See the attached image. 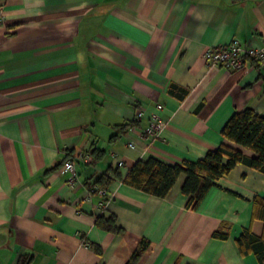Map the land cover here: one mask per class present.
<instances>
[{"label": "crops", "instance_id": "0c3cea01", "mask_svg": "<svg viewBox=\"0 0 264 264\" xmlns=\"http://www.w3.org/2000/svg\"><path fill=\"white\" fill-rule=\"evenodd\" d=\"M0 5V264L22 255L30 264H125L141 240L149 245L136 264H258L235 240L244 229L262 235L252 210L264 173L236 165L196 210L185 207L183 174L164 198L114 180L101 188L108 199L91 183L149 157L195 162L222 143L256 156L220 132L234 112L264 116V67L211 66L203 52L234 38L264 49V0ZM153 113L163 127L147 139ZM76 152L90 159L75 163L72 188L60 167ZM110 216L121 233L97 224Z\"/></svg>", "mask_w": 264, "mask_h": 264}, {"label": "trees", "instance_id": "16d2710c", "mask_svg": "<svg viewBox=\"0 0 264 264\" xmlns=\"http://www.w3.org/2000/svg\"><path fill=\"white\" fill-rule=\"evenodd\" d=\"M173 87V86H172ZM180 97L186 95V90L180 89ZM125 128V127H124ZM224 139L245 147L256 153L255 157L244 155L241 151L226 144H220L195 162L183 161L181 164L169 165L155 158L137 160L128 173L122 177L118 170L107 169L104 174L95 178L91 184L104 188L112 181L142 190L143 192L164 198L172 189L181 174L185 180L181 192L187 197L185 207L196 210L207 192L217 186L216 181L229 174L236 165H245L260 173H264V116L257 114L251 108L234 112L221 129ZM252 219H259L263 223L262 235L256 236L249 229H244L235 240L237 250L241 255L252 253L258 264H264V199L255 197L253 200ZM97 224L104 230L112 233H121L115 225V218L98 219ZM215 237L226 238V235L214 232ZM149 243L141 240L125 264H136L144 254ZM97 255L102 251L98 245H91ZM31 258L22 255L17 264H30Z\"/></svg>", "mask_w": 264, "mask_h": 264}, {"label": "built area", "instance_id": "2783aa9c", "mask_svg": "<svg viewBox=\"0 0 264 264\" xmlns=\"http://www.w3.org/2000/svg\"><path fill=\"white\" fill-rule=\"evenodd\" d=\"M3 9L0 5V24L3 22ZM203 59L206 64L211 66H218L230 70H237L244 67L247 62L254 60L258 61L261 66L264 67V49L257 47H245L241 41L237 38L230 40L229 42L217 46L215 48H207L203 52ZM157 110L162 109L161 105L156 106ZM143 116L142 111H138L135 115L136 120H140ZM163 123L157 113L151 114L148 125L144 129V136L147 139H157L160 136ZM90 156L83 152H76L67 155L60 172L65 175V183L74 188L80 184V180L75 170V163L82 161L88 163ZM122 163L118 162V166ZM93 189L98 190L102 195L108 199L112 198V195L106 191V189H99L97 186H93Z\"/></svg>", "mask_w": 264, "mask_h": 264}]
</instances>
